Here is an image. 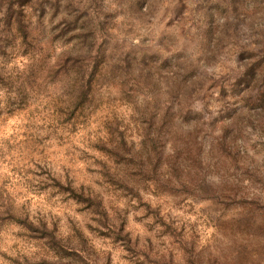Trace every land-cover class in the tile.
Listing matches in <instances>:
<instances>
[{
  "label": "rangeland",
  "instance_id": "1",
  "mask_svg": "<svg viewBox=\"0 0 264 264\" xmlns=\"http://www.w3.org/2000/svg\"><path fill=\"white\" fill-rule=\"evenodd\" d=\"M0 264H264V0H0Z\"/></svg>",
  "mask_w": 264,
  "mask_h": 264
},
{
  "label": "trees",
  "instance_id": "2",
  "mask_svg": "<svg viewBox=\"0 0 264 264\" xmlns=\"http://www.w3.org/2000/svg\"><path fill=\"white\" fill-rule=\"evenodd\" d=\"M53 240H55L54 236H52Z\"/></svg>",
  "mask_w": 264,
  "mask_h": 264
}]
</instances>
